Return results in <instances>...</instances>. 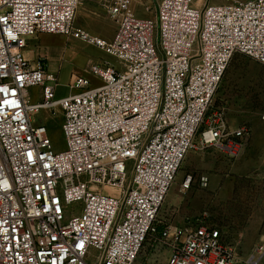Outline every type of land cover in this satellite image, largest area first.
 I'll return each instance as SVG.
<instances>
[{"label":"built area","instance_id":"2783aa9c","mask_svg":"<svg viewBox=\"0 0 264 264\" xmlns=\"http://www.w3.org/2000/svg\"><path fill=\"white\" fill-rule=\"evenodd\" d=\"M99 1L110 39L77 28L82 0H0V264H136L150 236L163 264H264V247L243 260L215 227L156 226L191 151L244 149L249 129L212 106L237 54L264 65V0H160L151 20L133 0ZM43 34L119 64H93L97 84L74 74L59 98L58 75L26 56ZM42 112L62 118L64 150Z\"/></svg>","mask_w":264,"mask_h":264},{"label":"rangeland","instance_id":"374dc122","mask_svg":"<svg viewBox=\"0 0 264 264\" xmlns=\"http://www.w3.org/2000/svg\"><path fill=\"white\" fill-rule=\"evenodd\" d=\"M230 1L247 0H200L197 6ZM72 41L77 42H69L66 46L63 42L49 40V45L57 50L59 57L62 84L58 88L59 96L69 94L66 84L71 73L85 72L93 64L102 62L119 64L116 58L92 45L86 44L94 47L98 54L78 43L79 40ZM89 58L94 59L90 64ZM90 77L95 84L99 83L97 78ZM212 109H222L232 127L249 129L244 149L235 159L212 148L191 151L160 210L156 226L160 231L167 226L204 224L215 227L222 233L225 243L244 260L264 247V65L237 54L226 71ZM33 121L47 126L56 150H64L61 117L51 121L42 112L34 114ZM188 175L193 177V182L190 189L184 190L183 183ZM75 207L73 205L69 209ZM165 261L164 251L157 246L155 236H150L136 264H163Z\"/></svg>","mask_w":264,"mask_h":264},{"label":"crops","instance_id":"0c3cea01","mask_svg":"<svg viewBox=\"0 0 264 264\" xmlns=\"http://www.w3.org/2000/svg\"><path fill=\"white\" fill-rule=\"evenodd\" d=\"M158 1L160 0H133L132 12L135 14L136 17L140 19L151 20L156 13ZM223 3H227V2H223ZM76 26L77 28H81L92 34L99 35L105 38L114 37L117 31L116 24L107 17L106 11L99 0H82V5L78 12V16L76 20ZM49 40L60 41L63 42L64 45L68 44L69 42H77V41H72L71 38H67L60 35H48V34L39 35L37 37L32 38L29 41V47L26 50L27 58L35 63L41 60L42 62H44V64H46L49 67V70L52 73L55 74L59 73L58 75L59 78L61 72L58 66V60H59L58 59L59 57L57 55L58 53L57 50H55L53 47L49 45ZM78 43L82 44L85 48L89 49V51H93V52L95 51V53L98 54L97 50L94 47H90L86 45V43H83L81 41H78ZM65 50L66 47L64 51ZM97 58H99V56H97ZM93 60L94 59L89 58L88 60L89 64L90 62L92 63ZM74 73L82 74V75L85 74L89 76L88 69H86L85 72H73L68 77L67 80L68 82L66 84L67 86L69 85L68 83L71 81V78L74 75ZM60 85L62 84L59 78V86ZM37 90L39 89L36 88L31 91V101L33 103H37L41 98ZM35 94L38 95L35 96ZM57 95L59 98L64 97V96H59L58 92Z\"/></svg>","mask_w":264,"mask_h":264}]
</instances>
